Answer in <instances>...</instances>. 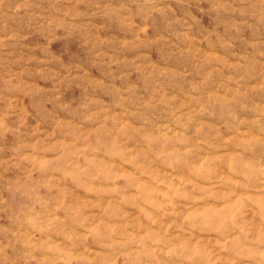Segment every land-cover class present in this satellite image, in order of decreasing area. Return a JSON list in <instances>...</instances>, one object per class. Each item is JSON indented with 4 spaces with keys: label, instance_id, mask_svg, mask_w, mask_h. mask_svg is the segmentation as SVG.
I'll use <instances>...</instances> for the list:
<instances>
[{
    "label": "clouds",
    "instance_id": "obj_1",
    "mask_svg": "<svg viewBox=\"0 0 264 264\" xmlns=\"http://www.w3.org/2000/svg\"><path fill=\"white\" fill-rule=\"evenodd\" d=\"M0 264H264V0H0Z\"/></svg>",
    "mask_w": 264,
    "mask_h": 264
}]
</instances>
